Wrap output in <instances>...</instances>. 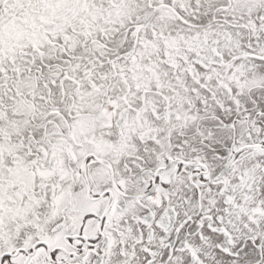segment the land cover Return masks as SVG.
I'll return each mask as SVG.
<instances>
[{
  "label": "snow or ice",
  "instance_id": "1",
  "mask_svg": "<svg viewBox=\"0 0 264 264\" xmlns=\"http://www.w3.org/2000/svg\"><path fill=\"white\" fill-rule=\"evenodd\" d=\"M0 264H264V0H0Z\"/></svg>",
  "mask_w": 264,
  "mask_h": 264
}]
</instances>
